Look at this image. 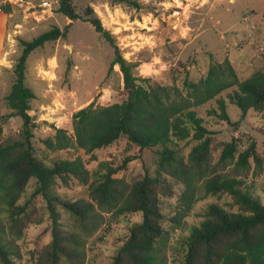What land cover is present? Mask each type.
<instances>
[{
  "label": "trees",
  "instance_id": "1",
  "mask_svg": "<svg viewBox=\"0 0 264 264\" xmlns=\"http://www.w3.org/2000/svg\"><path fill=\"white\" fill-rule=\"evenodd\" d=\"M113 1H127L140 7L139 1ZM58 4L60 13L71 21L90 22L114 47L109 72L115 65L120 66L126 96L120 102L109 105L92 102L77 110L73 114L74 137L66 129L56 127V133L45 140L46 144L50 148L76 144L86 153H94L125 136L141 151H154V167L146 166L143 178L128 183L121 173L133 158L141 156H127L119 165L103 161L94 173L79 157L57 159L51 164L39 158L34 144L38 123L30 113L36 93L26 83L27 61L34 50L64 36L70 23L64 31L54 26L32 40H24L15 68L16 78L6 96L10 112L0 117V264H17L18 241L31 224L44 221L45 211L34 199L37 194L47 201L52 239L34 264H86L87 239L100 228L104 212L121 217L138 212L142 215L141 220L131 221L126 240L109 264H166L160 246L167 233L162 198L175 196L176 184L183 186L179 197L187 209L200 188L204 195L227 194L238 207L233 210L217 202L210 203L203 219L179 240L178 264H264V203L252 194L245 181L251 159L261 165L256 142L236 158L238 140L219 141L196 109L232 89L227 97L240 108L242 118L252 109L263 111L264 71L240 79L226 58L211 64L207 75L198 81L190 80L187 73L183 89L151 83L149 78L134 74L133 65L123 56L92 6H87L86 13L81 15L73 0H59ZM12 10L11 2L0 4V14ZM217 102L219 116L232 122L226 99L221 97ZM13 116L22 119V126L17 135L5 139L4 123ZM259 130L264 133L263 127ZM190 139L197 143L186 158L178 145ZM219 150L220 156L214 160ZM232 163L233 168L228 169ZM72 176L89 184L88 198L71 200L56 191L58 178L68 181ZM32 178L37 179L34 193L22 201ZM63 210L68 213V220L63 217Z\"/></svg>",
  "mask_w": 264,
  "mask_h": 264
},
{
  "label": "rangeland",
  "instance_id": "2",
  "mask_svg": "<svg viewBox=\"0 0 264 264\" xmlns=\"http://www.w3.org/2000/svg\"><path fill=\"white\" fill-rule=\"evenodd\" d=\"M58 1L0 0V4H13L11 13L0 14V117L10 112L6 96L16 78L15 68L24 49L23 41L32 40L54 26L64 31L70 23L64 36L34 50L27 61L26 83L36 93L30 113L38 123L34 130L37 154L48 164L57 159L79 157L91 173L98 171L103 161L119 165L127 156H141L133 158L121 173L128 183H133L143 178L146 166L153 169L155 153L150 149L141 151L125 136L94 153H86L76 144L69 148H50L45 142L54 136L56 127L66 129L74 137L73 114L77 110L92 102L96 105L120 102L126 96L120 66L115 65L109 72L115 57L114 47L90 22L71 21L60 13ZM132 1H139L140 7L113 0H73V4L81 15L86 13L87 6L94 8L123 56L133 65L136 76L149 78L151 83L183 89L187 73L190 80L198 81L207 75L211 64L226 58L232 62L240 79L264 71V0ZM92 2H97V6ZM230 92L232 89L196 109L219 141L238 140L236 158L256 142L261 165H256L252 158L245 181L252 194L264 203V133L259 130L264 128V110L252 109L242 118L240 108L229 102ZM221 97L228 102L232 122L223 120L218 114L217 100ZM21 126L20 117L9 118L4 123L3 138L17 135ZM196 143L193 139L181 141L180 153L187 158ZM219 156L220 150L215 153L214 160ZM231 168L233 163L228 166ZM36 186L37 179L32 178L22 201L32 196ZM55 189L71 200L89 197V184L73 176L68 181L58 178ZM182 189V185L176 184L177 194L162 198L167 233L160 246L166 264L180 262L179 240L190 233L192 225L203 219L202 214L210 203L217 202L227 209L238 208L233 205L231 196L204 195L200 188L196 200L187 209L179 197ZM34 199L45 211L44 221L31 224L18 241L17 264H34L39 252L52 239L47 201L42 194ZM63 217L68 220L64 210ZM141 219L139 212L127 217L104 212L100 228L87 239L86 264H109L126 240L129 224Z\"/></svg>",
  "mask_w": 264,
  "mask_h": 264
},
{
  "label": "crops",
  "instance_id": "3",
  "mask_svg": "<svg viewBox=\"0 0 264 264\" xmlns=\"http://www.w3.org/2000/svg\"><path fill=\"white\" fill-rule=\"evenodd\" d=\"M92 5L96 7L97 6V2H92Z\"/></svg>",
  "mask_w": 264,
  "mask_h": 264
}]
</instances>
